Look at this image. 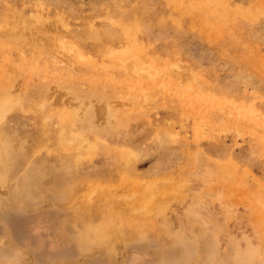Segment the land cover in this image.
Listing matches in <instances>:
<instances>
[{"label": "rangeland", "instance_id": "1", "mask_svg": "<svg viewBox=\"0 0 264 264\" xmlns=\"http://www.w3.org/2000/svg\"><path fill=\"white\" fill-rule=\"evenodd\" d=\"M2 90L0 264H264V0H0Z\"/></svg>", "mask_w": 264, "mask_h": 264}, {"label": "bare ground", "instance_id": "2", "mask_svg": "<svg viewBox=\"0 0 264 264\" xmlns=\"http://www.w3.org/2000/svg\"><path fill=\"white\" fill-rule=\"evenodd\" d=\"M210 3V2H209ZM215 3V2H214ZM212 4V2L210 3ZM217 5V4H216ZM211 6V5H210ZM255 7V6H254ZM253 9V12H249V13H253L252 17L255 16V12H257V9L256 8H252ZM216 10V8H215ZM247 14V13H246ZM250 15V16H251ZM126 30V29H125ZM124 30V32H125ZM126 34V33H125ZM130 37V36H129ZM130 40V39H129ZM132 41V40H131ZM130 47L128 48H125V50L122 51V53H128V50L130 52ZM116 53V52H115ZM126 53V54H127ZM5 90H2L0 91V125L2 124V121L4 120L6 114L12 110H14V107H16V105L14 106V102H16V99L12 98V96L10 97L9 94H5L4 93ZM14 106V107H13ZM45 107V104L44 106ZM63 112V111H62ZM61 115V113H60ZM59 115V116H60ZM58 118V117H57ZM47 119H49V116H47ZM58 129H60V131L58 133H56V138H57V142L59 143V145L63 146L65 141L67 140V127H59ZM49 135V134H48ZM51 135V134H50ZM3 140L0 139V178H3V177H7L8 175V171H7V165H6V162H4V154H6V150H5V145L3 144L2 142ZM69 141V140H68ZM80 139H77V138H74V143L78 142L79 143ZM67 143V142H66ZM69 143H71V141H69ZM68 144V143H67ZM88 146V145H87ZM90 148V147H88ZM71 149V148H70ZM122 157V156H121ZM127 160V158H126ZM125 160V162H126ZM129 162V160H128ZM127 166V165H126ZM1 180V179H0ZM6 180V179H5ZM144 209V208H143ZM146 209V208H145ZM129 214V213H128ZM146 216V215H145Z\"/></svg>", "mask_w": 264, "mask_h": 264}]
</instances>
